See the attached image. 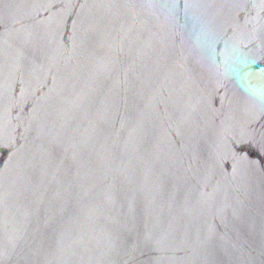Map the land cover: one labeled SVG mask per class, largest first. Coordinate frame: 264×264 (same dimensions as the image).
<instances>
[{
	"label": "water",
	"instance_id": "95a60500",
	"mask_svg": "<svg viewBox=\"0 0 264 264\" xmlns=\"http://www.w3.org/2000/svg\"><path fill=\"white\" fill-rule=\"evenodd\" d=\"M0 264H264V0H0Z\"/></svg>",
	"mask_w": 264,
	"mask_h": 264
}]
</instances>
